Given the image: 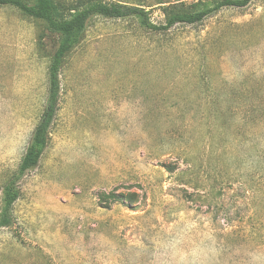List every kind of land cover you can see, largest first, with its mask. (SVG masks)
I'll return each mask as SVG.
<instances>
[{
    "label": "rangeland",
    "instance_id": "obj_1",
    "mask_svg": "<svg viewBox=\"0 0 264 264\" xmlns=\"http://www.w3.org/2000/svg\"><path fill=\"white\" fill-rule=\"evenodd\" d=\"M148 10L163 25L184 6ZM57 47L42 22L0 7V213ZM59 78L0 264H264V0L164 33L93 18Z\"/></svg>",
    "mask_w": 264,
    "mask_h": 264
},
{
    "label": "trees",
    "instance_id": "obj_2",
    "mask_svg": "<svg viewBox=\"0 0 264 264\" xmlns=\"http://www.w3.org/2000/svg\"><path fill=\"white\" fill-rule=\"evenodd\" d=\"M173 1V2H172ZM187 0H128L109 1L77 0L76 3L56 0H0V7H12L23 16L42 22L46 29L58 36V47L52 55L47 70V96L40 119L35 126L25 154L17 171L5 185L1 198L0 227L11 225L10 213L19 197L18 182L29 171L34 170L49 143L50 130L55 120L60 97V69L65 56L82 41L90 20L96 17L110 20L134 19L140 28L164 33L177 25L194 26L223 9H243L253 0H212L201 9L191 11L196 3ZM184 5H181L183 4ZM151 6L164 8L165 12L184 6V13L171 12L163 25L151 22Z\"/></svg>",
    "mask_w": 264,
    "mask_h": 264
}]
</instances>
